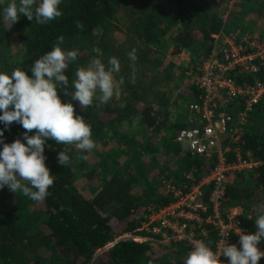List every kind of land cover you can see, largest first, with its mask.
<instances>
[{
	"label": "trees",
	"instance_id": "trees-1",
	"mask_svg": "<svg viewBox=\"0 0 264 264\" xmlns=\"http://www.w3.org/2000/svg\"><path fill=\"white\" fill-rule=\"evenodd\" d=\"M60 8L62 15L45 24H37L26 16L12 26L3 27L0 22V71L10 73L21 68L30 74L34 60L50 51L60 36L64 37L62 47L78 53L76 61L65 70L70 82L78 67L96 57L93 48L101 50L100 58L105 63L110 57L118 58L121 72L116 79L123 77L124 84L119 86L118 96L106 104L94 102L87 110L81 108L78 101L72 100L71 85L67 86L68 95L58 93L92 125L95 146L104 145L109 135L117 139V155H102L100 162L92 159L95 168L89 169L79 159L92 158L94 148L82 151L75 144L47 141L46 164L56 176L49 195L42 201H33L22 193L16 195L7 186L0 190V264H184L191 251L184 244L163 248L121 240L105 248L139 227L136 213L143 214L151 205L167 206L172 201L163 181L192 188L215 166L214 162L182 152L175 143L176 134L189 125V114L185 110L173 122L170 109L176 66L166 65L168 45H173L174 55L188 52L200 64L213 45L212 36L235 32L240 20L251 15L264 16V0H63ZM123 8L129 24L125 41L118 43L113 21ZM78 23L83 27L78 28ZM8 28L24 49L17 62L5 57L11 45ZM133 49L135 63L128 58ZM199 64H193L192 72L198 70ZM236 77L240 84L253 85L264 81V70L258 76L236 73ZM184 94L186 104L195 100L192 87ZM135 122L157 136L139 140L122 130L125 123L131 126ZM25 131L13 122L5 130V142L23 140ZM223 146L230 147V160H234L237 150L259 163L254 172H242L228 180L224 201L226 210H244V226L255 233L258 210L264 208V98L240 138L236 142L227 138ZM63 149L70 157L66 167L58 163ZM186 174L192 179H187ZM80 180L94 181L89 186L91 195L81 191ZM197 228L199 233L208 231L209 236L202 240L213 247L214 232L204 225ZM261 244L264 248V241ZM259 264H264V258Z\"/></svg>",
	"mask_w": 264,
	"mask_h": 264
},
{
	"label": "clouds",
	"instance_id": "clouds-1",
	"mask_svg": "<svg viewBox=\"0 0 264 264\" xmlns=\"http://www.w3.org/2000/svg\"><path fill=\"white\" fill-rule=\"evenodd\" d=\"M63 0H0V22L3 27L18 22L21 16L37 24L48 23L62 15L60 5ZM82 28V24H77ZM64 37L57 38L50 51L34 60L26 69L15 68L10 73L0 71V190L5 186L15 193H22L33 201H42L49 195L56 176L46 164L45 145L49 140L58 145L75 144L80 150L95 147L92 139V125L83 115H77L75 105L65 102L58 94L68 95V85L74 89L71 96L81 108L87 110L94 102L106 104L124 84L117 74L121 72L118 58L110 57L107 63L100 58L103 53L93 48L96 57L86 66L78 67L71 80L65 74L78 53L67 50L62 45ZM135 63L136 50L128 53ZM134 82V81H133ZM13 122L19 123L26 131L23 140L5 142V130ZM33 130L35 134L30 135ZM86 159L87 157H82ZM70 157L63 149L58 154V163L67 166ZM251 218V217H249ZM253 234H240L239 247L226 244L213 251L205 242H197L189 252L184 264H224L221 256L228 258L227 264H259L264 257L258 245L264 241V208L258 210Z\"/></svg>",
	"mask_w": 264,
	"mask_h": 264
},
{
	"label": "built area",
	"instance_id": "built-area-1",
	"mask_svg": "<svg viewBox=\"0 0 264 264\" xmlns=\"http://www.w3.org/2000/svg\"><path fill=\"white\" fill-rule=\"evenodd\" d=\"M212 38L213 45L198 70L186 73L196 95L187 105L189 125L176 134L175 143L182 152L214 162L215 166L192 188L183 189L172 181H163L172 201L167 206L151 205L143 214L136 213L134 218L139 227L118 237L105 249L121 240H131L163 248L184 244L192 250L197 242L207 244L202 237L209 236L208 231L197 232V226L204 225L215 234L211 248L216 251L226 244L239 247L238 231L254 233L244 226V210L240 207L226 210L224 201L228 180L242 172H254L259 163L237 150L234 160H230V147H224L223 141L232 138L236 142L240 138L264 98V81L249 85L236 79V73L258 76L264 70V37L242 36L235 31ZM185 177L192 179L188 174ZM258 247L264 251L261 242ZM220 259L227 264L228 258Z\"/></svg>",
	"mask_w": 264,
	"mask_h": 264
},
{
	"label": "rangeland",
	"instance_id": "rangeland-1",
	"mask_svg": "<svg viewBox=\"0 0 264 264\" xmlns=\"http://www.w3.org/2000/svg\"><path fill=\"white\" fill-rule=\"evenodd\" d=\"M8 0H5V6L7 4ZM115 30L113 31L114 33V38L118 41V43L124 42V38L126 37V28L129 24V18L128 14L126 13V8H123L117 15L116 19L113 21ZM10 31V28H8ZM232 30V29H231ZM241 33L242 36H250L252 38H257V37H264V16L262 17H257L254 15H251L250 17H247L246 19H242L239 22V28L238 30ZM10 38H11V45L9 48L6 49L5 51V57L7 60L11 62H17L24 54V49L18 45L17 39L15 36H12V33L10 31ZM169 50L167 51V58H166V65L169 63H173L176 66L175 73H174V79L176 81V84L172 86L174 89V95L171 101V112L173 113V122H176L178 117H180L181 114H186L188 115L187 111V105L185 101L183 100V96L185 95L184 93H187L188 90H190V84H189V78L187 77L188 75L186 74L187 72H190L193 70V64L198 65L200 60L194 59V61L191 58V55L188 52H183L178 55H174V49L173 45L170 44ZM128 61V60H127ZM193 61V64H192ZM104 62V61H103ZM128 64V63H127ZM131 66H133L131 64ZM130 73L131 68L128 69ZM185 72V76H184ZM119 74H117L118 77ZM143 77V75H142ZM119 92V87L118 91L115 96H118ZM178 101L179 105H176L175 102ZM186 110V112H185ZM122 130L125 133L135 135L139 140H142L143 138L147 139L149 137H154L157 135L150 134L148 131L142 130V127L135 122L131 126H128L126 123L124 124ZM170 134V133H169ZM155 139V138H154ZM158 138H156V141ZM117 150H118V142L117 139L113 135H109L108 140L106 143L102 146L96 145L92 151L91 157H87L86 159L82 158L85 156L80 157V161L85 162L86 168H95L94 165L91 164L92 159L95 160L97 158V162H100V156L104 155V157H115L117 155ZM103 159V158H102ZM101 159V160H102ZM123 158H120L119 160H122ZM106 160V159H105ZM108 161V159H107ZM95 164V163H94ZM94 166V167H93ZM176 166L173 164L172 169H175ZM89 171V170H88ZM94 185V181H89V183L84 182V180H80V186H81V191L85 193L86 195H91V191L89 190V186ZM163 187H161L162 189Z\"/></svg>",
	"mask_w": 264,
	"mask_h": 264
}]
</instances>
